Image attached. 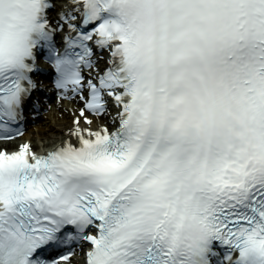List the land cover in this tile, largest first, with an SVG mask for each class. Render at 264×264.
<instances>
[{"label": "snow or ice", "instance_id": "1", "mask_svg": "<svg viewBox=\"0 0 264 264\" xmlns=\"http://www.w3.org/2000/svg\"><path fill=\"white\" fill-rule=\"evenodd\" d=\"M0 264H264V0H0Z\"/></svg>", "mask_w": 264, "mask_h": 264}, {"label": "bare ground", "instance_id": "2", "mask_svg": "<svg viewBox=\"0 0 264 264\" xmlns=\"http://www.w3.org/2000/svg\"><path fill=\"white\" fill-rule=\"evenodd\" d=\"M50 120H41L40 123L30 128L25 134L24 139H31L38 151L49 150L59 142L62 137L56 135L64 123L67 116H61L56 104L52 107Z\"/></svg>", "mask_w": 264, "mask_h": 264}]
</instances>
